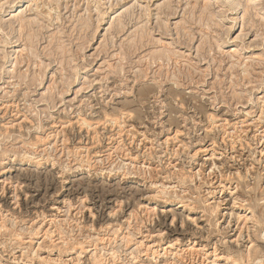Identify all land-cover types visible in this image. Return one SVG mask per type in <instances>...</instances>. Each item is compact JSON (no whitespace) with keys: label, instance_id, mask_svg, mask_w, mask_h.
<instances>
[{"label":"rangeland","instance_id":"obj_1","mask_svg":"<svg viewBox=\"0 0 264 264\" xmlns=\"http://www.w3.org/2000/svg\"><path fill=\"white\" fill-rule=\"evenodd\" d=\"M263 236L264 0H0V264H264Z\"/></svg>","mask_w":264,"mask_h":264},{"label":"bare ground","instance_id":"obj_2","mask_svg":"<svg viewBox=\"0 0 264 264\" xmlns=\"http://www.w3.org/2000/svg\"><path fill=\"white\" fill-rule=\"evenodd\" d=\"M19 25H20V24H19ZM21 27H22V26H21ZM19 28H20V27H19ZM20 29H21V28H20ZM18 30H19V29H18ZM22 30H23V29H22ZM18 33H19V32H18ZM3 35H4V34H3ZM5 37H6V36H5ZM19 37H20V36H19ZM3 39H5V38H3ZM3 39H2V40H3ZM5 41H6V40H5ZM3 42H4V41H3ZM4 45H6V44H4ZM4 45H3V46H4ZM85 123H86L87 125L89 124L88 122H84V124H85ZM86 124H85V125H86ZM221 184H222V183H221ZM221 184H220V185H221ZM222 188H223V187H222ZM236 188H237V187H236ZM231 194H232V193H231ZM179 202H180V201H179ZM183 203H184V202H180V204L177 205V206H180L179 208H182V207H184ZM186 206H187V205H186ZM186 206H185V207H186ZM213 206H214V205H213ZM186 208H187V207H186ZM218 208H219V204L217 203V204L215 205V210H216V209L218 210ZM176 209H178V208L176 207ZM213 210H214V209H213ZM215 210H214V211H215ZM250 210H251V209H250ZM213 213H214V212H213ZM245 216H246V215H245ZM256 217H257V216H256ZM240 219H241V218H240ZM244 223H245V222H244ZM237 225H238V224H237ZM238 228H239V226H237V229H238ZM239 233H240V232H239ZM239 237H241V236H239ZM239 237H238V239H239ZM263 237H264V236H263ZM238 239H237V240H238ZM196 244H197V243H195L194 246H192L191 248H189V249L187 250V252H189V253H191V252H192V253H195V252L199 251L198 249L195 248ZM168 248H171V245H170ZM249 248H250V251L253 250V245H252L251 247H249ZM257 249H258V248H257ZM250 251H249V252H250ZM192 253L188 255V259H189V260H188V261L185 260V263H184V264H193L194 259L191 258V256H193ZM195 254H197V253H195ZM197 255H198V254H197ZM249 257H250V254H249ZM227 259H228V258H227ZM233 260H234V259H233ZM195 261H197V259H196ZM230 261H231V260H230ZM247 261H248V260H247ZM249 261H250V260H249ZM232 262H233L234 264H238V262H236V261H232ZM103 264H104V263H103ZM201 264H202V263H201ZM255 264H256V263H255Z\"/></svg>","mask_w":264,"mask_h":264}]
</instances>
